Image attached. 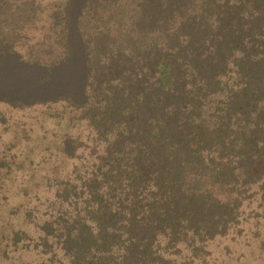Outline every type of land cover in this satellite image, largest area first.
Here are the masks:
<instances>
[{"label": "trees", "instance_id": "1", "mask_svg": "<svg viewBox=\"0 0 264 264\" xmlns=\"http://www.w3.org/2000/svg\"><path fill=\"white\" fill-rule=\"evenodd\" d=\"M0 104L92 135L63 138L72 171L7 247L212 264L210 243L253 223L264 259V0H0Z\"/></svg>", "mask_w": 264, "mask_h": 264}, {"label": "rangeland", "instance_id": "2", "mask_svg": "<svg viewBox=\"0 0 264 264\" xmlns=\"http://www.w3.org/2000/svg\"><path fill=\"white\" fill-rule=\"evenodd\" d=\"M56 112L47 106L17 110L0 104V154L9 162L0 173V264H36L42 259L39 252L23 248L24 243L18 248L12 243L7 247L3 235L18 229L26 230L29 236L38 234L26 211L43 208L41 204L51 195L47 178L67 174L76 162L62 156L63 138L72 134L92 140L87 122L73 126ZM85 154L88 156L90 149ZM252 226L246 225L247 231L237 239L230 235L212 241L210 262L264 264L255 248Z\"/></svg>", "mask_w": 264, "mask_h": 264}]
</instances>
